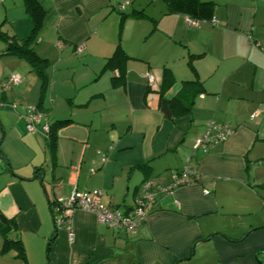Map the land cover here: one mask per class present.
I'll return each instance as SVG.
<instances>
[{"label": "crops", "instance_id": "obj_1", "mask_svg": "<svg viewBox=\"0 0 264 264\" xmlns=\"http://www.w3.org/2000/svg\"><path fill=\"white\" fill-rule=\"evenodd\" d=\"M201 1L211 17L192 25L164 0H40L44 86L25 58L0 51L13 64L0 57V264H264V0ZM8 2L2 21L19 43L32 24L22 0ZM117 47L127 59L107 67ZM11 74L20 82L2 89ZM189 80L200 91L181 95ZM37 105L48 124L70 119L54 152L39 126L26 129ZM224 122L226 140L194 148ZM187 164L198 182L157 191L133 233L80 209L72 239L55 226V202L74 191L100 189L127 212L143 181L167 186Z\"/></svg>", "mask_w": 264, "mask_h": 264}, {"label": "built area", "instance_id": "obj_2", "mask_svg": "<svg viewBox=\"0 0 264 264\" xmlns=\"http://www.w3.org/2000/svg\"><path fill=\"white\" fill-rule=\"evenodd\" d=\"M119 9L123 10L124 5H119ZM187 22L196 25L199 21L195 19H187ZM214 22V20H211ZM61 46V42L56 43ZM81 50L79 46L77 48ZM145 77L150 84L154 83V77L149 73H145ZM20 82V77L16 74H11L1 83L2 89H7ZM26 129L28 131H35L37 126L40 127L41 133L47 137L49 133V125L45 121V115L42 111L36 109L34 106H28L25 110ZM216 133L213 134L212 130ZM233 132V128L229 123L224 122L220 124H208L204 133L199 135L194 141V148L201 147L204 151L211 148L214 143L222 142ZM100 161L105 163L108 158L105 154H101ZM197 174L189 167V164L184 166L182 174L173 175L172 182L167 186H161L156 180H146L141 186V194L134 200L131 209L127 212H121L117 208L108 207L101 201V190L93 189L87 193L73 192L71 197L66 202L56 201L53 210L56 212L54 223L57 228L67 230L69 239H72L71 216L74 210L80 209L92 212L96 215L97 220L113 230H125L133 233L136 225L145 219L146 211L150 203L154 201L157 191H169L173 186L185 183L189 175ZM198 178V177H197ZM196 178V179H197ZM192 183H196L193 181ZM156 189V190H155Z\"/></svg>", "mask_w": 264, "mask_h": 264}, {"label": "trees", "instance_id": "obj_3", "mask_svg": "<svg viewBox=\"0 0 264 264\" xmlns=\"http://www.w3.org/2000/svg\"><path fill=\"white\" fill-rule=\"evenodd\" d=\"M22 1L24 6V11L26 15L29 17L32 24L31 32L27 37L21 39L20 42L17 43L14 36L7 35L4 31L2 32L0 30V39L6 42L5 53L25 58L29 62L31 69L35 71V73L39 77L41 81V85L44 86L48 79L47 68L49 63L47 59L40 57L35 52L33 45L39 42L40 32L42 31L46 22L47 10L43 7L40 0H22ZM164 2L167 6L168 11L184 13L188 15L191 19H195L199 21V20H207L211 17V3L209 2H203L201 0H164ZM126 59L127 56L125 55L124 51L121 48L117 47L115 52L110 57L107 58L106 66L112 68L120 67L122 62H124ZM120 77L121 76L118 75L117 79H120ZM185 83L186 84L183 91L181 92V95H183L186 92V86L191 87L195 93L200 91L201 82H199L198 80H189L186 81ZM38 105L34 107L38 110H42ZM69 122L70 119H56L52 123L48 124L49 133L46 138L51 152H54L55 149L58 130ZM189 167L197 173V168L194 164L191 165L189 164ZM183 168L174 175L180 176L182 174ZM198 180H199L198 173L197 174L194 173L192 175H189L185 183H192L193 181L198 182ZM145 181L141 183L140 189ZM158 184L161 185L159 182ZM262 186H264V184H262ZM52 212L53 214L56 215V212H54V210H52ZM55 215L53 217H55ZM0 218L2 222L6 224L7 219L2 215H0ZM5 242L7 244L16 246L18 251L17 256L20 259L24 260V250L20 245V242L12 241L9 239L5 240ZM47 261H49L48 257H47Z\"/></svg>", "mask_w": 264, "mask_h": 264}, {"label": "rangeland", "instance_id": "obj_4", "mask_svg": "<svg viewBox=\"0 0 264 264\" xmlns=\"http://www.w3.org/2000/svg\"><path fill=\"white\" fill-rule=\"evenodd\" d=\"M9 2L8 3H2L1 4V8H3V6L5 5V6H7V5H12V1L13 0H8ZM1 11H2V13L0 12V30L3 32H5L7 35H9V34H12L11 33V30H10V24H9V22H3L4 20V12H3V10L2 9H0ZM3 20V21H2ZM46 28H43L42 29V31L40 32V37H42V34H44L45 32H46ZM46 34V33H45ZM46 39V38H45ZM39 41H40V39H39ZM43 41H45L44 39H43ZM5 45H6V42H4V40H2V39H0V51H2V50H4L5 49ZM38 45H39V42H37V43H35L34 45H33V48H34V50H35V52L36 53H38ZM0 57H1V59L3 60L2 61V63L5 65V70H8V71H11V69H12V63H11V61L10 60H8V58L10 57L9 55H5V54H2L1 52H0ZM7 68V69H6Z\"/></svg>", "mask_w": 264, "mask_h": 264}]
</instances>
